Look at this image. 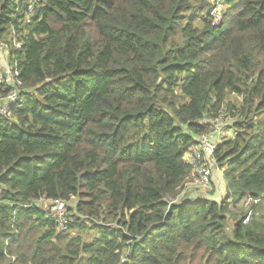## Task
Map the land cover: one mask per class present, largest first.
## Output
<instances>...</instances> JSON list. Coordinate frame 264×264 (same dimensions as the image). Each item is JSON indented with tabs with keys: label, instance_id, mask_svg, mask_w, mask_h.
I'll list each match as a JSON object with an SVG mask.
<instances>
[{
	"label": "trees",
	"instance_id": "trees-1",
	"mask_svg": "<svg viewBox=\"0 0 264 264\" xmlns=\"http://www.w3.org/2000/svg\"><path fill=\"white\" fill-rule=\"evenodd\" d=\"M33 1L0 0L23 83L0 115V264H264V0H226L218 26L209 0H37L26 19ZM223 106L227 188L260 199L246 223L214 174L193 195L184 158ZM41 198L76 200L64 228Z\"/></svg>",
	"mask_w": 264,
	"mask_h": 264
},
{
	"label": "built area",
	"instance_id": "built-area-1",
	"mask_svg": "<svg viewBox=\"0 0 264 264\" xmlns=\"http://www.w3.org/2000/svg\"><path fill=\"white\" fill-rule=\"evenodd\" d=\"M32 1V0H28ZM37 0H34L35 3ZM13 44L16 47H20V43L16 41V38L13 37ZM20 70L17 67V63H13L9 66L6 73L0 71V82L11 87L7 96H0V115L7 117L11 114V110L17 104L23 102V94L20 92V87L22 86V81L19 78ZM13 79V81L11 80ZM2 101H5L4 103ZM222 111L221 110L220 114ZM229 115V122L231 124L232 120L231 115ZM224 116H217L213 122L210 123L214 125L212 131L204 133L200 139L197 140L196 144L189 147L185 153V161L190 165L192 173L196 176V182L194 188L198 189H210L213 185V174L215 173V168L219 165L216 157V152L219 144L227 139V136L231 134L232 129L229 126L225 125ZM231 117V118H230ZM220 171L223 172V169L220 168ZM4 189L0 185V192ZM1 195V193H0ZM39 203L42 202H52L51 205L48 204L47 212L48 214L56 219V214H60L63 217L67 218L68 213V203L64 202L61 199H38ZM260 199L248 198L246 205L251 206L249 213L245 215L244 222H248L253 212V207L259 203ZM60 228H64L67 224L66 219L57 220Z\"/></svg>",
	"mask_w": 264,
	"mask_h": 264
},
{
	"label": "rangeland",
	"instance_id": "rangeland-1",
	"mask_svg": "<svg viewBox=\"0 0 264 264\" xmlns=\"http://www.w3.org/2000/svg\"><path fill=\"white\" fill-rule=\"evenodd\" d=\"M209 5H210V7H209V10H210V13H211V15H212V18H213V20H214V25L215 26H218V25H220L221 24V22H222V20H223V16H224V14H225V12L227 11V8H228V3H226V0H209ZM33 6H34V3L33 4H31L27 9H26V11H25V13H26V19L28 18V16L32 13V10H33ZM196 18H197V16H196ZM196 22H195V25L197 24V23H199V19H196L195 20ZM14 34V33H13ZM13 37H15L14 35H13ZM13 37H12V43L11 44H9V42H7V40H8V38H7V40L5 41L6 43H0V71H2V72H4V73H6V71H7V69L9 68V66L13 63V59H12V55H11V46L13 45L14 47H16L14 44H13ZM6 38V37H5ZM18 48V47H17ZM11 80L13 81V79L11 78ZM228 99L230 100V101H232V102H234V103H236L237 105H239L240 103H241V101H242V98L240 97V96H237V95H235V94H233V93H229L228 94ZM0 101H1V99H0ZM3 103L5 102V101H2ZM224 107V110L225 111H222L221 112V114H220V112L218 113L220 116H224L225 115V113H226V116H225V118H224V122H225V125L226 126H229V128H230V122H229V115L227 114V111H228V108L226 107V106H223ZM231 118V117H230ZM231 119H233V118H231ZM231 129V128H230ZM232 136H233V130H232V132H231V134H229L228 136H227V138H232ZM187 163V162H186ZM188 164V163H187ZM189 165V164H188ZM190 166V165H189ZM224 170H225V168H224ZM221 175V193H220V195H219V197H220V199H222V198H224V197H226L227 195H228V193H229V195H230V197H231V199L229 200V201H231V203H230V205H229V207H232V208H230V209H232L234 212L235 211H238L239 213H249V210L251 209V206H249L248 207V205H246V201H247V199L248 198H244L241 202H238L237 201V203H234V201H235V198H234V196H233V193L232 192H230L229 190H228V188H227V181H226V179H225V177H224V173H220V166L218 165L216 168H215V176L216 175ZM215 182H216V186H220V181H219V176H217V177H215ZM193 188H194V186H193ZM195 190V192L196 193H198V194H200L201 196H205V195H208V193H214V191H215V189H214V187L212 188H210V189H207V190H204V189H194ZM217 199V198H216ZM238 199V198H237ZM75 202H76V200L75 199H73L72 201H71V203H69L68 202V205H75ZM51 203L52 202H44L43 204L44 205H46V206H48V204H50L51 205ZM43 205V206H44ZM236 205V206H235ZM235 206V208H233ZM253 211H254V209H253ZM253 213V212H252ZM61 214V213H60ZM60 214H56V219L57 220H61V219H66L67 220V222L69 221V219L68 218H66V217H63L62 215H60ZM47 215H48V217H51L49 214H48V212H47ZM231 217L232 218H235V217H233L232 215H231ZM230 224H232V222H231V220H230ZM73 234H74V231L72 232Z\"/></svg>",
	"mask_w": 264,
	"mask_h": 264
},
{
	"label": "crops",
	"instance_id": "crops-1",
	"mask_svg": "<svg viewBox=\"0 0 264 264\" xmlns=\"http://www.w3.org/2000/svg\"><path fill=\"white\" fill-rule=\"evenodd\" d=\"M220 173H223V172L220 171ZM217 176H219L220 186H216L215 177H217ZM214 182H215V187H217V188L219 187L220 188V193H221V175L220 174L215 176V173H214ZM217 192L219 193V191H217ZM193 195L194 196H197V195L201 196L200 194H198L196 192H194Z\"/></svg>",
	"mask_w": 264,
	"mask_h": 264
}]
</instances>
